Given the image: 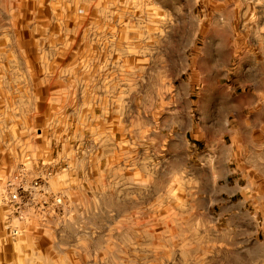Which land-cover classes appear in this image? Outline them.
Here are the masks:
<instances>
[{"label":"rangeland","instance_id":"374dc122","mask_svg":"<svg viewBox=\"0 0 264 264\" xmlns=\"http://www.w3.org/2000/svg\"><path fill=\"white\" fill-rule=\"evenodd\" d=\"M258 36L264 0H0V264H264L205 136Z\"/></svg>","mask_w":264,"mask_h":264},{"label":"crops","instance_id":"0c3cea01","mask_svg":"<svg viewBox=\"0 0 264 264\" xmlns=\"http://www.w3.org/2000/svg\"><path fill=\"white\" fill-rule=\"evenodd\" d=\"M234 57L229 115L207 123L205 136L217 131L222 138L209 154L229 169L215 176L243 185L246 211L264 217V37H241Z\"/></svg>","mask_w":264,"mask_h":264},{"label":"built area","instance_id":"2783aa9c","mask_svg":"<svg viewBox=\"0 0 264 264\" xmlns=\"http://www.w3.org/2000/svg\"><path fill=\"white\" fill-rule=\"evenodd\" d=\"M17 178V176H16ZM45 179V176L38 177L33 182V185H40V183ZM26 182L21 181L18 185L16 184L15 180H9L8 181V193H7V200L9 203V206L12 207L15 211H18L19 215H24V209L21 207L22 200L24 198V195H29L28 200L32 201L31 198L33 197L31 194V190L26 188ZM22 233L21 229L19 227H13L11 229L12 236H19Z\"/></svg>","mask_w":264,"mask_h":264}]
</instances>
